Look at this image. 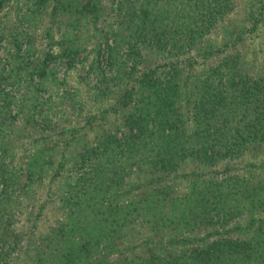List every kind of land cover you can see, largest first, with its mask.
Here are the masks:
<instances>
[{
	"label": "trees",
	"instance_id": "trees-1",
	"mask_svg": "<svg viewBox=\"0 0 264 264\" xmlns=\"http://www.w3.org/2000/svg\"><path fill=\"white\" fill-rule=\"evenodd\" d=\"M114 3L123 13L119 32H107L113 38L110 64L117 69L107 85L96 87L95 97H106L113 85L118 91L113 103L87 110L71 128L69 118L35 123L39 138L21 144L19 151L11 150L12 131L3 127L14 118L0 120V247L10 250L0 252V264L19 250L12 226L23 203L15 195L33 187L42 186L50 200L56 198L60 212L45 235L29 233L25 253L34 264H88L81 254L92 244L106 260V251L128 249L129 233L141 237L144 226L148 264H223V235L232 232L223 227L250 212L253 196L264 192L263 182L252 179L255 164L247 163L242 177L233 166L243 156L253 161L250 145L264 147V71L256 78L240 69L228 54L234 45L228 34L217 46L211 41L226 28L236 0ZM141 46L159 53L163 64L138 71ZM85 105L79 102L80 112ZM37 108L35 103L30 117ZM57 125H62L60 137L53 138ZM56 179L66 181L59 195L49 186ZM240 198L246 211L239 215ZM252 224L250 219L247 230ZM233 244L237 252L239 243ZM135 248L128 257L117 249L115 264H133Z\"/></svg>",
	"mask_w": 264,
	"mask_h": 264
},
{
	"label": "rangeland",
	"instance_id": "rangeland-1",
	"mask_svg": "<svg viewBox=\"0 0 264 264\" xmlns=\"http://www.w3.org/2000/svg\"><path fill=\"white\" fill-rule=\"evenodd\" d=\"M114 1L45 0L42 4L41 0H0V120L10 121V118H14L11 126H3L12 131L11 150L19 151L21 144H26L35 137L39 138L36 124L41 126L42 120L46 118L52 123L69 118L70 124L67 125L71 128L83 118L87 110H96L98 104L103 107L113 103L118 94L113 85L108 89L110 92L107 96L103 92L106 97H99L101 102L95 97L96 87L107 85V78L114 75L117 69V66L111 67L110 64L109 48L113 46V38L107 32H119L117 19H122L123 13L115 9ZM263 2L264 0H236V9L227 18L226 28L219 30L218 36L215 33V38L211 40L217 46L223 34H228L227 38L234 41L229 49V56L234 55L240 69L256 78L264 71V10L260 9ZM86 5L88 7L84 8ZM107 36L109 37L106 38ZM63 39H67L69 43ZM68 46L79 48V51L68 54ZM138 48V71H145L162 63L157 61L161 59L159 53L144 46ZM220 58L222 57L219 55L216 61ZM82 100L86 105L80 112L78 104ZM35 103L38 108L33 117H30ZM61 126L54 127L53 138L60 137ZM51 146L53 145L49 148ZM76 148L77 145H74V149ZM70 149H73V145ZM248 154L253 161L246 156L241 157V160L233 164L235 172L242 177L244 166L252 162L255 164V176L252 179L256 178L255 182L261 180L260 184H264V147L250 145ZM216 170L218 174H222V168ZM199 171L203 172V169L199 168ZM26 182L24 177L22 183ZM65 182L63 179H56L49 186L59 195ZM255 185L260 187L257 183ZM180 186L184 188L185 185L181 183ZM15 196L23 203L20 210L17 209L14 213L15 224L12 226L18 236L19 250L7 257V264H34L35 261H27V238L30 232H35V236H43L48 232V226L55 224L60 215L55 203L57 199L51 196L50 200L42 186ZM244 203L240 198L239 215L245 210L242 208ZM250 208V212L245 210V214L233 218L223 227L232 231L223 235L225 238L222 240L226 241L223 264L227 259H232V264H264V192L260 191L253 196ZM250 219L253 224L247 230ZM147 227L141 229V237L129 233L131 245L128 242L124 244L128 249L117 248L124 257H128V253L132 252V245H136L133 264H148L150 259L149 243L144 241L149 240ZM206 230L213 232L211 228ZM126 231L129 232L128 229ZM224 231L225 229H221L222 233ZM9 236L8 243H11L12 236L15 235ZM150 238L156 243L157 237L153 233ZM214 238L212 236L210 241ZM232 240L239 243L237 252ZM155 248L159 253V243L155 244ZM117 249L106 251V260L93 244L88 254L81 255H86L88 264H115L120 258ZM4 250H9V246L0 247V252ZM123 262L129 260L124 259ZM77 263L82 264L80 260Z\"/></svg>",
	"mask_w": 264,
	"mask_h": 264
}]
</instances>
